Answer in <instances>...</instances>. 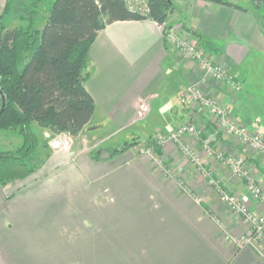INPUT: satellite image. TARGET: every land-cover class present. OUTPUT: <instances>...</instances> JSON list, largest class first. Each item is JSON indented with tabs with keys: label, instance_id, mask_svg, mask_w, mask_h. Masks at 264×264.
I'll list each match as a JSON object with an SVG mask.
<instances>
[{
	"label": "crops",
	"instance_id": "0c3cea01",
	"mask_svg": "<svg viewBox=\"0 0 264 264\" xmlns=\"http://www.w3.org/2000/svg\"><path fill=\"white\" fill-rule=\"evenodd\" d=\"M10 1L0 0V17ZM224 1L234 7L170 0L165 26L196 40L241 85L237 93L181 57L151 21L115 22L98 32L84 69L95 111L80 134L106 128L103 146L49 151L33 175L0 185V264H264V239L241 249L225 239L240 237L245 226L174 145L159 149L163 167L126 141L119 149L104 146L120 134L152 141L192 119L202 141L245 159L264 193V158L218 131L206 111L179 103L186 87L204 80V94L264 135V3ZM11 20L23 23L18 15ZM34 132L40 140L48 133L35 125ZM186 141L225 192L258 211L242 181L207 157L201 143Z\"/></svg>",
	"mask_w": 264,
	"mask_h": 264
},
{
	"label": "trees",
	"instance_id": "16d2710c",
	"mask_svg": "<svg viewBox=\"0 0 264 264\" xmlns=\"http://www.w3.org/2000/svg\"><path fill=\"white\" fill-rule=\"evenodd\" d=\"M201 1L234 7L224 0ZM42 3L35 0L27 16H18L26 27L9 29L0 17V92L6 99L0 132L20 140L15 149L0 152V185L27 179L48 155L47 142L38 138L34 125L75 137L90 123L95 104L84 88V69L98 32L125 21L161 27L172 10L170 0H149L146 15L130 12L123 0H54L39 30L35 24Z\"/></svg>",
	"mask_w": 264,
	"mask_h": 264
},
{
	"label": "built area",
	"instance_id": "2783aa9c",
	"mask_svg": "<svg viewBox=\"0 0 264 264\" xmlns=\"http://www.w3.org/2000/svg\"><path fill=\"white\" fill-rule=\"evenodd\" d=\"M95 1L97 2L98 0ZM123 2L130 12L141 15L147 14L149 0H123ZM160 30L166 43L182 52L187 60L200 66L205 76L212 77L232 92L241 91V85L234 80L233 76L225 68L212 63L204 55L196 40L188 39L180 35L175 29L168 28L165 25L161 26ZM203 83L204 80H200L186 87L179 96L180 105L192 111L196 108L206 111L213 118L218 131L225 136L237 139L264 158V135L252 133L246 126L234 121L227 107L202 92L201 86ZM186 137H191L194 141L201 143V151L207 157L227 168L234 178L243 182L246 192L258 204L257 212L252 211L237 195L225 192L220 184L211 178L204 168L203 161L197 156L194 148L186 141ZM44 139L52 152L72 151V136L67 132L46 133ZM167 144L174 145L189 164L207 179L208 185L226 205L228 211L238 217L245 226V231L240 237L232 238L226 235L225 239L239 249L244 247L257 248L264 239V193L252 171L246 166L245 159L240 156H226L218 148L212 147L209 142L202 141L201 131L198 130L192 119L178 126L170 133L157 137L148 144H143L138 149V154L151 158L156 166L163 167L158 151ZM224 229L225 227L222 226V230Z\"/></svg>",
	"mask_w": 264,
	"mask_h": 264
},
{
	"label": "rangeland",
	"instance_id": "374dc122",
	"mask_svg": "<svg viewBox=\"0 0 264 264\" xmlns=\"http://www.w3.org/2000/svg\"><path fill=\"white\" fill-rule=\"evenodd\" d=\"M34 2H35V0H11L9 11L6 14H4V16H2V18H1L2 23L7 25V27H10V26L16 27V28L26 27L28 25V23H26L24 21H23V23H19V21H17L16 23L11 25L10 24L12 21L11 18L13 15L27 16L29 11L34 9L33 8ZM53 2H54V0H43V3H42L43 4L42 13L43 14L37 19V22L35 24L36 29L41 30L43 28V26L45 25L44 21H47V18L49 15V13L47 12V9L49 8V6ZM254 4L257 5L258 3H254ZM9 29H11V28H9ZM177 51L181 57L185 58L183 56L182 52H180L179 50H177ZM259 72H260V68L256 67V66H254V70L251 71V77L256 79L258 81V83H259V81L261 82V80H262V78L260 79ZM260 97H261V102H262L263 107H264V96H260ZM195 110L200 111V109H197V108ZM201 111H203V110H201ZM106 130H107L106 128L97 129V131L94 133L92 131L88 130L86 132H83V134H78L77 136L72 137V145L75 146L77 149H90V150L92 149L93 150L92 152H97L98 150H100L99 146H103L102 144H103L104 140H102V139H104L103 134L106 133ZM95 133H97V134H95ZM44 135H41V137L45 141ZM141 138H142V136L140 135L139 139H141ZM16 140H17V137L15 135L0 132V152H2V151L6 152V148L8 149V151L15 149L17 147V141ZM124 141H126L125 147H127V145L135 146L137 151L143 144L150 143V141H148V140L139 141V140H137V138H131L130 134H126V135L120 134L118 136H115L113 139L109 140L108 142H106L104 146H105V148L107 147L110 149H119V147L124 145ZM6 145H8V146H6ZM127 148H129V147H127ZM137 154H138V152H137Z\"/></svg>",
	"mask_w": 264,
	"mask_h": 264
},
{
	"label": "water",
	"instance_id": "95a60500",
	"mask_svg": "<svg viewBox=\"0 0 264 264\" xmlns=\"http://www.w3.org/2000/svg\"><path fill=\"white\" fill-rule=\"evenodd\" d=\"M253 3H264V0H250ZM6 105V99L4 97V95H2V93L0 92V115L2 114L4 108Z\"/></svg>",
	"mask_w": 264,
	"mask_h": 264
}]
</instances>
